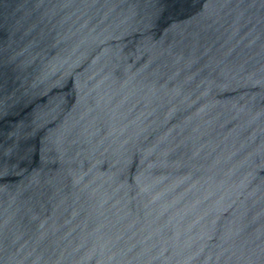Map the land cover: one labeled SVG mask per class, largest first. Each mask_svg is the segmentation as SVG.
Returning a JSON list of instances; mask_svg holds the SVG:
<instances>
[{
	"label": "water",
	"instance_id": "water-1",
	"mask_svg": "<svg viewBox=\"0 0 264 264\" xmlns=\"http://www.w3.org/2000/svg\"><path fill=\"white\" fill-rule=\"evenodd\" d=\"M0 264H264V0H0Z\"/></svg>",
	"mask_w": 264,
	"mask_h": 264
}]
</instances>
